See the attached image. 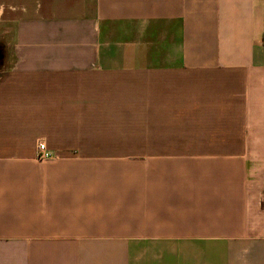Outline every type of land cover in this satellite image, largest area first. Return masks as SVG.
Wrapping results in <instances>:
<instances>
[{
    "label": "crops",
    "instance_id": "1",
    "mask_svg": "<svg viewBox=\"0 0 264 264\" xmlns=\"http://www.w3.org/2000/svg\"><path fill=\"white\" fill-rule=\"evenodd\" d=\"M0 264H264V0H0Z\"/></svg>",
    "mask_w": 264,
    "mask_h": 264
},
{
    "label": "built area",
    "instance_id": "2",
    "mask_svg": "<svg viewBox=\"0 0 264 264\" xmlns=\"http://www.w3.org/2000/svg\"><path fill=\"white\" fill-rule=\"evenodd\" d=\"M37 157L39 159H42V160L51 158V154L47 150V147H46L45 144H40L39 145Z\"/></svg>",
    "mask_w": 264,
    "mask_h": 264
}]
</instances>
